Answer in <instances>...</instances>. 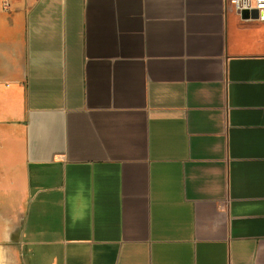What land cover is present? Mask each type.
<instances>
[{"label":"crops","instance_id":"1","mask_svg":"<svg viewBox=\"0 0 264 264\" xmlns=\"http://www.w3.org/2000/svg\"><path fill=\"white\" fill-rule=\"evenodd\" d=\"M6 1L0 264H264V21Z\"/></svg>","mask_w":264,"mask_h":264},{"label":"built area","instance_id":"2","mask_svg":"<svg viewBox=\"0 0 264 264\" xmlns=\"http://www.w3.org/2000/svg\"><path fill=\"white\" fill-rule=\"evenodd\" d=\"M228 2L239 15L245 10H258V17L255 19L264 21V0H228Z\"/></svg>","mask_w":264,"mask_h":264},{"label":"water","instance_id":"3","mask_svg":"<svg viewBox=\"0 0 264 264\" xmlns=\"http://www.w3.org/2000/svg\"><path fill=\"white\" fill-rule=\"evenodd\" d=\"M241 17L243 19H249V18H257L258 17V10H245L242 12Z\"/></svg>","mask_w":264,"mask_h":264}]
</instances>
